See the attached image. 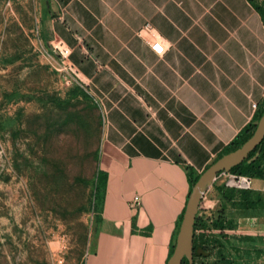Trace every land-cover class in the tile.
Returning <instances> with one entry per match:
<instances>
[{"label": "crops", "instance_id": "crops-1", "mask_svg": "<svg viewBox=\"0 0 264 264\" xmlns=\"http://www.w3.org/2000/svg\"><path fill=\"white\" fill-rule=\"evenodd\" d=\"M40 4L41 31L71 49L103 115L106 192L85 264H168L192 190L188 167L202 174L264 105V17L251 0ZM148 24L164 39L162 55L147 42ZM251 182L264 198V179ZM223 184L206 191L207 213L212 189L224 203ZM259 213L225 209L239 229Z\"/></svg>", "mask_w": 264, "mask_h": 264}, {"label": "rangeland", "instance_id": "rangeland-1", "mask_svg": "<svg viewBox=\"0 0 264 264\" xmlns=\"http://www.w3.org/2000/svg\"><path fill=\"white\" fill-rule=\"evenodd\" d=\"M40 7L0 0V264H85L103 115L65 69L59 40L41 31ZM208 198L216 207L198 213L211 220L222 202L216 189ZM254 216L197 264H264V213Z\"/></svg>", "mask_w": 264, "mask_h": 264}, {"label": "trees", "instance_id": "trees-1", "mask_svg": "<svg viewBox=\"0 0 264 264\" xmlns=\"http://www.w3.org/2000/svg\"><path fill=\"white\" fill-rule=\"evenodd\" d=\"M256 3V6L262 16L264 17V3H260L259 0H251ZM264 113V105L258 111L256 118L253 122L249 123L238 135L232 140L226 150L221 153L217 158H220L224 154L231 152L240 146H242L254 133L257 123ZM259 152L255 159H252L256 153ZM215 160V161H216ZM230 173L248 176L251 178L264 179V139L262 142L253 150L249 157L242 163L234 166ZM188 174L191 182V189L199 179L200 175L193 176L192 170L188 167ZM107 174L104 173L99 167L94 183V211L96 212V223L102 219L104 198L106 192ZM217 190L220 193L224 203L222 208L219 210L217 216L214 219L208 220L203 216L197 214L195 222V235H194V264H197V259H206L211 256L215 248L223 246L224 241L229 239L226 229L234 228L235 224L232 219H227L225 216V209L229 204L234 208H241L246 210H255L264 208V198L258 192L252 189H235L226 186L225 184L217 186ZM183 219V215L181 217ZM216 229L218 234L211 233L212 230ZM202 231L199 235L198 231ZM220 238V239H219ZM253 239V237H249ZM175 244L172 247L171 255L173 254ZM170 255V257H171ZM218 261L214 262L217 264ZM182 264H189V260L184 258Z\"/></svg>", "mask_w": 264, "mask_h": 264}, {"label": "water", "instance_id": "water-1", "mask_svg": "<svg viewBox=\"0 0 264 264\" xmlns=\"http://www.w3.org/2000/svg\"><path fill=\"white\" fill-rule=\"evenodd\" d=\"M263 139L264 113L260 117L253 135L242 146L224 154L203 171L189 195L175 248L168 264H182L184 258L189 260V264H194L195 222L206 191L214 184L219 173L230 172L234 166L242 163ZM258 154L259 152L252 159H255Z\"/></svg>", "mask_w": 264, "mask_h": 264}, {"label": "built area", "instance_id": "built-area-1", "mask_svg": "<svg viewBox=\"0 0 264 264\" xmlns=\"http://www.w3.org/2000/svg\"><path fill=\"white\" fill-rule=\"evenodd\" d=\"M145 31L148 34L147 42L149 43L151 48L160 55L164 54L166 51V47L163 37L150 24L145 27ZM56 49L61 56V60L63 61L65 69H67V71L72 75L76 83L87 91V84L81 79L79 69L70 59L71 49L69 47H66L60 40L59 46H56ZM96 102L97 104L98 102L100 103L99 100H96ZM252 108L253 110H256L258 108V104L256 102H253ZM221 178L224 179V184L226 186H236L242 189H250L252 186L251 178L248 176H240L223 171L217 175L216 181ZM204 197L202 201L204 200ZM202 201L199 207V211L202 208ZM135 202H139V197L135 198Z\"/></svg>", "mask_w": 264, "mask_h": 264}]
</instances>
